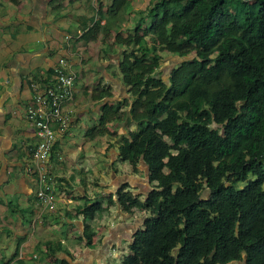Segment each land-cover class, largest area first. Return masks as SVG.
<instances>
[{"label": "trees", "instance_id": "obj_1", "mask_svg": "<svg viewBox=\"0 0 264 264\" xmlns=\"http://www.w3.org/2000/svg\"><path fill=\"white\" fill-rule=\"evenodd\" d=\"M132 3L111 0L81 37L113 33L126 93L88 135L126 117L135 130L119 136L118 160L144 166L151 187L143 200L128 185L114 194L123 214L147 215L121 264H264V0H150L124 33ZM161 53L182 59L167 82ZM112 98L109 86L92 94ZM108 206L82 207L86 247Z\"/></svg>", "mask_w": 264, "mask_h": 264}, {"label": "crops", "instance_id": "obj_2", "mask_svg": "<svg viewBox=\"0 0 264 264\" xmlns=\"http://www.w3.org/2000/svg\"><path fill=\"white\" fill-rule=\"evenodd\" d=\"M99 1L0 0V264H58L61 260L105 264L115 244L122 249L132 242L121 231L133 237L140 230H135L131 216L115 204L114 194L123 185L135 196L138 193L133 189L149 185L144 166L134 174L118 160L119 136L125 134L116 131L121 123L107 125L109 131H113L110 127L116 129L111 138L88 135L98 127L104 103L126 98L118 79L122 49L113 45V33L104 37L100 32L89 41L81 38L99 19L98 10L105 11L111 3ZM133 7L134 2L124 33L133 27ZM60 59L75 75L74 97L65 107L69 112L67 130L60 132L53 126L56 142L47 172L62 201L58 211L50 214L35 197L34 178L24 171L27 154L38 142L24 110L32 104L30 82L44 79L50 83ZM96 86H109L113 98L92 99ZM109 198L112 203L108 206ZM92 201H102L108 211L92 222L96 235L86 247L85 241L78 239L84 226L80 212ZM115 214L122 216L123 222L109 224Z\"/></svg>", "mask_w": 264, "mask_h": 264}, {"label": "built area", "instance_id": "obj_3", "mask_svg": "<svg viewBox=\"0 0 264 264\" xmlns=\"http://www.w3.org/2000/svg\"><path fill=\"white\" fill-rule=\"evenodd\" d=\"M75 75L68 72L63 59L53 68L50 83L44 79L32 81V104L25 108L26 120L32 125L38 139L37 145L27 154L25 173L34 178L35 197L44 212L55 214L62 199L54 191L47 172L48 163L56 142V131L65 132L68 128L66 105L73 101Z\"/></svg>", "mask_w": 264, "mask_h": 264}, {"label": "rangeland", "instance_id": "obj_4", "mask_svg": "<svg viewBox=\"0 0 264 264\" xmlns=\"http://www.w3.org/2000/svg\"><path fill=\"white\" fill-rule=\"evenodd\" d=\"M133 2H134L133 15H134V18H136L138 15V12L144 10V8L149 4L150 0H141V1L133 0ZM161 57H162V59L160 61V67L157 70V75L163 81L167 82L169 72L174 67H176L182 61V59L178 58V57H174L173 55H170L168 53H161ZM126 110L127 109H123V111H126ZM119 123H121L120 129L116 130V129H113L112 127H110L111 130H113V131L116 130L119 132L122 131L123 133H126L129 130H135V126L126 117L123 118V120ZM111 126H113V124ZM113 131H109L108 132L109 135L105 134L103 138H111L113 136L111 134H114ZM121 164L124 166L123 168H128L127 164H125V163H121ZM138 176L140 178H142L141 173H139ZM249 179L254 180V177H250ZM132 183H133L134 187L137 186V182H135V183L132 182ZM141 188H144L145 191L141 190ZM141 188H135V189H133V191H136V193H138V195H136V196L140 197V200H143V199H145V196L147 195V193L150 191L151 187L148 185V187H141ZM142 194H144V195L142 196ZM93 202L94 201H92L90 203H93ZM107 202H108V200H106V203ZM146 216H147L146 213H144L143 211H140V210L135 211V213L131 216L130 223L135 225V230H137L138 227L140 228V230L143 229V227L141 226V221ZM126 220H129V216H127ZM121 222H123V217L115 214L114 218L111 219V222L109 224H111V223L117 224V223H121ZM121 234L123 235V237L128 235V238H125V239H129V238L131 239L132 238V236H129V233L126 234L125 231H121ZM123 243H126V240L124 242H122V244ZM128 245H129V243L124 244L122 246V249H121V247L118 244H115V246H114L115 248L110 250L109 254L106 256L105 264H121L123 256H127L130 254V251L128 249ZM83 257H84V255H83ZM77 259L79 261L84 260V258H81L80 256H77ZM36 262H39V260ZM90 264H98V263L96 260H93L90 262Z\"/></svg>", "mask_w": 264, "mask_h": 264}]
</instances>
